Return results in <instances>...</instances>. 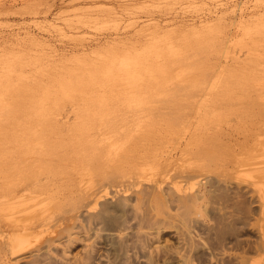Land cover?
<instances>
[{
  "label": "rangeland",
  "instance_id": "1",
  "mask_svg": "<svg viewBox=\"0 0 264 264\" xmlns=\"http://www.w3.org/2000/svg\"><path fill=\"white\" fill-rule=\"evenodd\" d=\"M104 61L101 76L112 82L84 100L59 97L54 76ZM263 64L264 0H0V81L37 77L49 109L28 114L30 134L4 145L46 149L49 138L60 142L79 126L81 137L103 135L99 153L91 147L98 154L110 141L121 148L108 145V165L84 144H69L64 157L44 153L55 167L0 198V229L23 231L26 246L10 253L18 239L0 230V264H264ZM253 69L260 71L248 87L228 81ZM42 110L49 122L38 120ZM52 122L59 132L48 131ZM40 184H49L42 196ZM5 218H13L9 227Z\"/></svg>",
  "mask_w": 264,
  "mask_h": 264
},
{
  "label": "bare ground",
  "instance_id": "2",
  "mask_svg": "<svg viewBox=\"0 0 264 264\" xmlns=\"http://www.w3.org/2000/svg\"><path fill=\"white\" fill-rule=\"evenodd\" d=\"M213 40H215V39H212V41ZM214 42V41H213ZM209 44V43H208ZM213 45H214V43H213ZM206 49V48H205ZM205 49L203 50V51H205ZM208 50H210L209 48H208ZM211 52V51H210ZM213 53V52H212ZM141 55V54H140ZM206 55H208V54H206ZM205 55V56H206ZM105 56V55H104ZM142 56V55H141ZM177 56V55H176ZM143 57V56H142ZM145 58H146V56H145ZM135 58H133V60H134ZM141 59V58H140ZM8 60V59H7ZM88 60V59H87ZM109 60V59H108ZM137 60V59H136ZM136 60H135V62H136ZM10 61L11 60H9V63H10ZM94 61V60H93ZM146 61L147 60H143V62L144 63H146ZM250 63H254L255 61L254 60H248ZM14 62H16V61H14ZM98 61H96V63H97ZM113 62V61H112ZM203 62H204V60L202 61V64H203ZM247 62V61H246ZM256 62H259V61H256ZM81 63V62H80ZM87 63H89V61H87ZM86 63V66H82L81 68H80V70H76V69H74V70H71V69H69V71H67V68H69V67H66V71H67V73L63 76H60L59 78L57 77V76H54V77H56L57 79H55V78H53V86H55L54 85V82L55 81H57V87H58V89H59V97H61V96H65V95H73V96H75V97H81V99L84 97V98H87V91H93V90H95V87H99V88H101V87H103V86H105V85H103V86H99V85H102V84H107L108 85V81H109V83L110 82H112V81H110L111 79H110V77H109V79L110 80H108L107 78L108 77H106V78H103L102 76H101V74H103L105 71H108V64H106V61H104V62H100V64L98 63V64H93L92 62V64H87ZM141 63H142V61H141ZM141 63H139L138 65H142ZM149 63V62H148ZM196 63V62H195ZM206 63H208V61L206 62ZM205 62H204V64H206ZM261 63V62H260ZM260 63H254L255 65L256 64H260ZM20 64V63H19ZM46 64V63H45ZM85 64V63H84ZM105 64V65H104ZM194 64V63H193ZM199 64H200V62H199ZM211 64V63H210ZM109 65H111V63H109ZM112 65H113V63H112ZM119 65V64H118ZM121 65H122V63H121ZM136 65V64H135ZM146 66H147V63L145 64ZM201 65V64H200ZM199 65V66H200ZM212 65V64H211ZM254 65V66H255ZM264 65V64H263ZM10 66V68H12V70H16L14 67H12L11 65H9ZM66 66V65H65ZM64 66V67H65ZM74 66H76V64H74ZM79 66H81V65H79ZM124 66V65H123ZM196 66H198V65H196ZM198 66V67H199ZM208 66H209V64H208ZM212 66H214V65H212ZM257 66V65H256ZM255 66V67H256ZM259 66V65H258ZM257 66V67H258ZM73 67V66H72ZM71 67V68H72ZM113 67V66H112ZM117 67V66H116ZM135 67V66H134ZM138 67V66H137ZM137 67H136V69H137ZM140 67V66H139ZM138 67V68H139ZM203 67V66H202ZM202 67L201 68H196V70H206V69H202ZM207 67V66H206ZM206 67H204V68H206ZM210 67V66H209ZM208 67V68H209ZM231 67V66H230ZM233 67V66H232ZM235 68H233V70L234 69H238V67H236V66H234ZM256 67V68H257ZM261 67V66H260ZM259 67V68H260ZM264 67V66H263ZM124 68V67H123ZM145 68H147V67H145ZM151 68V67H150ZM191 68H193V66L192 67H190V69ZM212 68V67H211ZM210 68V69H211ZM59 69L61 70H63V68H62V66L61 67H59ZM115 69V68H114ZM126 70L128 69V66H127V68H125ZM125 69H123V70H125ZM130 69H131V67H130ZM142 69V68H141ZM148 69V68H147ZM146 69V70H147ZM157 69V68H156ZM195 69V68H194ZM232 69V68H231ZM60 70H59V72H60ZM61 70V71H62ZM132 70H135V68H132ZM138 70V69H137ZM153 70V69H152ZM152 70H149L150 72L152 71ZM158 70H166V67H164L163 66V68L162 67H159L158 68ZM188 70V69H187ZM209 70V69H208ZM229 70H230V68H229ZM239 70V69H238ZM23 71V70H22ZM52 71V70H51ZM57 73H58V68H57ZM56 71H54V72H56ZM127 71H129V70H127ZM139 71V70H138ZM154 71V70H153ZM226 71V70H225ZM258 71H260V70H255V69H253V70H248V73L246 72V73H242V72H237L236 70H235V72H232L231 74H229V80L228 81H230V83L233 85V87L236 85V86H238V87H240V86H245V85H247V87H248V85H250L249 83L252 81L253 82V80H254V83H255V77H253L254 76V74L257 72L258 73ZM19 72H21V71H19ZM113 72V71H112ZM115 72V71H114ZM113 72V73H114ZM117 72V71H116ZM130 72V71H129ZM131 72H134L135 74H137L136 72L137 71H131ZM140 72V71H139ZM138 72V73H139ZM144 72V70L142 71V73ZM146 72V71H145ZM160 72V71H159ZM203 72V71H202ZM222 72V71H221ZM220 72V73H221ZM231 72V71H230ZM229 71H227L226 72V74L227 75H225V76H228V73H230ZM244 72V71H243ZM24 73V72H23ZM56 73V74H57ZM64 74L63 72H60L59 74ZM109 73V72H108ZM107 73V74H108ZM134 73H133V75H134ZM141 73V72H140ZM147 73H148V70H147ZM163 73H165V72H163ZM218 73V72H217ZM55 73H53V75H54ZM107 74L105 73V75L104 76H107ZM207 74V73H206ZM49 75V74H48ZM108 75H110V74H108ZM116 75V74H115ZM203 75V74H202ZM201 75V76H202ZM209 75V74H208ZM32 76H34V75H32ZM37 76V75H36ZM52 76V75H51ZM162 76H164L163 74H162ZM190 76L191 75H189V78H190ZM193 76V75H192ZM191 76V77H192ZM194 76H195V74H194ZM197 76V75H196ZM199 76V75H198ZM197 76V78L199 79V77ZM200 76V77H201ZM220 76V75H219ZM23 75H21V74H18V75H16V76H13V75H10V76H7L6 78H5V80L4 81H0V113H4V115L6 116L5 117V119H4V122H2V123H0V170H2L1 172H3V176L6 178V180L5 181H3L2 183H0V198H2V199H6V198H8V197H10L12 194H13V192H14V190H15V187L18 185V184H21V183H24V182H28V180H29V178H30V176L31 175H33L34 173H36L37 171H42V170H48L49 168H52L53 167V165H54V167H55V163L57 162H55V163H52V159L50 158L49 160H48V158H45V157H43V154L45 153V154H47L48 155V153H52V152H55V150H57L58 151V155L60 156V157H64V154L65 153H67V148L70 146V145H72V146H79V145H83V146H85L84 148L85 149H90L91 147H95L97 144H98V141L99 140H97L98 138L100 139V137L98 136V138L96 139V138H91L90 137V134L89 135H87L86 137H81V136H79L80 134L79 133H76V131L78 130V128H79V126H77V130H76V128L73 130V131H71V132H67L66 134H62V136L63 135H65L63 138H60V139H62L60 142H58L57 141V143L56 142H54L53 143V141H50V138L47 140V142H46V146H48V148H46V149H40V150H35V149H31V146L30 145H28L27 143L26 144H22L20 147L19 146H17V142H16V139L15 138H18V137H23V138H25V137H27L30 133H29V127H30V125H31V123H32V125H34L36 122L35 121H33V120H29L28 118H26L27 116H28V114H30L31 112H35L36 111V109L40 106L41 107V104H42V101L47 97H45V95L43 94V90H42V94L44 95V97H42V94L40 93V91H39V94H40V96H38V94H36V92H37V88H39L38 87V85H40V88L41 87H43V83L42 82H45V80L44 81H42L41 83L42 84H40V83H38V82H40L41 80L40 79H37L36 80V78H35V80H32L30 77H26V79L28 80V81H26L25 82V80H23ZM35 77V76H34ZM50 77V76H49ZM114 77V76H113ZM128 77V76H127ZM161 77V76H160ZM164 77H166V75L164 76ZM163 77V78H164ZM206 76L204 75V78H205ZM38 78H40V77H38ZM45 78V77H44ZM48 78V77H47ZM167 78V77H166ZM166 78H164L165 80H166ZM218 78H220V77H218ZM223 78H224V76H223ZM252 78H253V80H252ZM162 80L163 82H166L165 80ZM38 80H40V81H38ZM113 80V79H112ZM122 80V79H121ZM193 80H195L196 81V79H195V77H194V79ZM224 80H226V78L224 79ZM48 81H49V79H48ZM107 81V82H106ZM117 81H119V83H120V80H117ZM116 81V82H117ZM187 81H188V78H187ZM187 81H185V82H187ZM191 81H192V78H191ZM206 81V80H205ZM49 82H51V81H49ZM114 82H115V80H114ZM125 82V81H124ZM159 82H160V80H159ZM158 82V85H161L160 83ZM46 83H47V81H46ZM191 83V82H190ZM196 83V82H195ZM208 83V82H207ZM215 83V82H214ZM228 84H229V82H227ZM193 84V83H192ZM216 84V83H215ZM215 84H213V85H215ZM220 84H222V83H220ZM226 84V83H225ZM257 84V83H256ZM42 85V86H41ZM44 85H45V83H44ZM52 85V84H51ZM123 85V84H122ZM211 85V84H210ZM224 85V84H223ZM49 85L47 84L46 86H44L45 88H43L44 89V91H46L47 89L48 90H50L49 88H52V87H48ZM116 86V85H115ZM121 86V85H120ZM229 86V85H228ZM235 86V87H236ZM252 86H254V85H252ZM237 87V88H238ZM242 87V88H243ZM250 87V86H249ZM39 88V89H40ZM54 88V87H53ZM253 88V87H252ZM42 89V88H41ZM58 89H57V91L56 92H58ZM105 89V88H104ZM54 89H52L51 91H53ZM99 90V89H98ZM48 92V91H47ZM112 92V91H111ZM51 93V92H50ZM53 93V95L54 94H57V93H54V92H52ZM92 93V92H91ZM94 93H96V91L94 92ZM97 93H98V91H97ZM96 93V94H97ZM107 93V92H106ZM49 93H47V95H48ZM90 94V93H89ZM102 94V93H101ZM52 95V96H53ZM103 95V94H102ZM73 96H71V97H73ZM108 96V95H107ZM94 97L95 98H93V99H95L96 100V102H98V101H104V100H106L107 98H104L105 97V95H104V97H100V95L98 96V95H94ZM56 98V100L58 99V96L57 97H55ZM84 98L82 99V100H84ZM50 100H52L51 99V97H50ZM89 101H92L93 102V100L91 99H88ZM47 101V99L45 100V102ZM88 101V102H89ZM107 101V100H106ZM44 102V101H43ZM96 102L94 101V104H96ZM107 103V102H106ZM130 103V102H129ZM45 104V103H44ZM44 104H42V106H43V109H45V107H46V104L44 105ZM98 104V103H97ZM101 103L99 102V104L98 105H100ZM103 104H104V102H103ZM103 104H101V106L103 105ZM105 106H106V104H105ZM40 107H39V112L37 111V115H40L41 114V110H40ZM48 107V106H47ZM46 107V109H48ZM105 108V107H104ZM35 109V110H34ZM42 109V108H41ZM34 110V111H33ZM49 110V109H48ZM83 111V110H82ZM49 112V111H48ZM47 112V110H45V111H43L42 110V113L45 115V116H42V117H40L39 116V118H38V120H40L41 118L42 119H48L49 117H51V115L50 114H45V113H48ZM40 113V114H39ZM57 114V113H56ZM50 115V116H49ZM48 118H47V117ZM37 117V116H36ZM81 117V116H80ZM88 117V116H87ZM89 119V118H88ZM0 120H2V119H0ZM83 120V119H82ZM45 121V120H44ZM50 121V119H48V122ZM121 121V120H120ZM1 122V121H0ZM54 122H56V121H54ZM54 122H52V123H49L48 124V126H49V129L50 130H48V131H50V132H56V130L58 131V130H60V126H58L59 124H57L56 125V123L55 124H53ZM123 122H124V120H123ZM87 123V122H86ZM114 123V122H113ZM121 123V122H120ZM90 124V123H89ZM109 124L110 125H113L112 123H110L109 122ZM62 125V124H61ZM109 125V126H110ZM116 125H118V124H116ZM124 125V124H123ZM152 125V124H151ZM105 126V125H104ZM108 125H106V127H107ZM108 126V130L107 131H110L109 129H110V127ZM119 126V125H118ZM64 127H67V126H64ZM69 127V126H68ZM83 127V126H82ZM105 127V128H106ZM113 127V126H112ZM59 128V129H58ZM62 128H63V125H62ZM61 128V129H62ZM85 128V127H84ZM83 128V129H84ZM104 128V129H105ZM115 128H116V126H115ZM114 128V130L115 131H111V132H115L116 134H117V130L120 132V130H121V128H123V126L120 128V129H115ZM103 129V130H104ZM76 130V131H75ZM82 130V129H81ZM87 130V129H86ZM149 130V132H151L150 131V129H147V131ZM105 131V130H104ZM122 131H127L126 129L124 130V128L122 129ZM50 132H48V133H50ZM59 132V131H58ZM57 132V133H58ZM78 132V131H77ZM86 132V131H85ZM118 132V133H119ZM63 133V132H62ZM103 133V132H102ZM107 133L108 132H106L105 134L107 135ZM114 133V134H115ZM124 133V132H123ZM59 134H61V133H59ZM79 134V135H78ZM83 134V133H82ZM108 134H113V133H108ZM114 134L112 135L114 138H116L118 135H116V137L114 136ZM120 135L122 134L121 132L119 133ZM126 134V133H125ZM128 134H129V132H128ZM149 134V133H148ZM151 134V133H150ZM24 135H26L25 137H24ZM127 135V134H126ZM126 135H125V137H126ZM108 136V135H107ZM128 137V139H129V135H127ZM96 137V136H95ZM102 137H103V135H102ZM102 137H101V139H102ZM113 137H111V138H113ZM121 137H122V135H121ZM131 138L130 139H133L132 138V136H130ZM134 137V136H133ZM109 138V137H108ZM119 137H117L116 139H114V141H117V139H118ZM127 138H126V140H125V142H127ZM13 139L15 140V142L17 143L16 144V146H14V145H11V146H14V147H9L10 146V144H9V146H5V145H8V143L6 144V142H9L10 143V141H12L13 142ZM68 140L67 142H65V140ZM95 139V140H94ZM100 139V140H101ZM19 140V139H18ZM59 140V139H58ZM119 140V139H118ZM120 140H121V138H120ZM123 140H124V138H123ZM101 141H103V140H101ZM132 141V140H131ZM14 142V143H15ZM19 142V141H18ZM111 142V141H110ZM109 142V143H110ZM121 142V141H120ZM125 142H123V143H125ZM13 143V144H14ZM38 143V142H37ZM50 143V144H49ZM105 143V142H104ZM108 143V142H107ZM108 143V145H110ZM114 143V142H113ZM117 143H119V141L118 142H116V143H114V144H117ZM5 144V145H4ZM48 144V145H47ZM70 144V145H69ZM103 144V143H102ZM113 144V145H114ZM126 144V143H125ZM93 145V146H92ZM106 146L104 147V149H102V151H101V149H100V154H98L99 153V150L97 149V147H98V145L96 146V149L98 150V153H97V151H93L92 149L93 148H91L90 150H89V152L88 151H86V152H88V153H91V154H88V155H90V156H88V157H92V156H94V158H95V155H97L98 154V156H99V158L101 157L102 158V160H101V162L102 161H104V160H107V161H105V163L107 164L109 161H108V149H107V147H108V145L107 144H105ZM112 145V146H113ZM111 146V145H110ZM109 146V147H110ZM112 146H111V148H112ZM121 146H123V145H121ZM124 146H127V145H124ZM100 147H102V145L100 146ZM99 147V148H100ZM119 147V146H118ZM110 148V150H109V152H111V150L114 148H116V150H118L117 149V146H114L112 149ZM125 148V147H124ZM74 149V148H73ZM121 149V148H120ZM119 149V150H120ZM128 149V148H127ZM92 150V151H91ZM124 150V149H123ZM132 150V149H131ZM73 151H75V150H73ZM73 151H71V152H73ZM80 151V150H79ZM77 152L76 151V157H78L77 159H79V157L80 156H78L79 155V153L81 154V153H83V152ZM84 151V150H83ZM114 151V150H113ZM85 152V151H84ZM130 153V152H129ZM30 154V155H29ZM52 154H54V153H52ZM52 154H51V156H52ZM94 154V155H93ZM131 154V153H130ZM32 155H34L33 157H31ZM45 156V155H44ZM50 156V155H49ZM75 156V155H74ZM82 156V155H81ZM85 156V155H84ZM87 156V155H86ZM88 157H82V158H88ZM131 157V156H130ZM76 159V158H75ZM96 159V158H95ZM98 159V158H97ZM51 160V161H50ZM58 163H57V165H58V167H59V165H61V163H60V160L63 162V160L64 159H60L59 157H58ZM80 160V159H79ZM92 163L93 162H95V161H92V160H90ZM89 161V162H90ZM97 161V160H96ZM100 160H98L97 162H98V165H99V162ZM84 162V161H83ZM90 162V163H91ZM65 163V162H64ZM85 163V162H84ZM87 163V162H86ZM91 163V164H92ZM97 164V163H96ZM96 164H94V166H96ZM102 164V163H101ZM100 164V165H101ZM105 164V166H107ZM84 165V171L86 172L87 170H89V171H87L88 173H90V171H91V169H90V167L89 168H87V167H85V164H83ZM93 165V164H92ZM104 165V164H103ZM86 166H87V164H86ZM89 166V165H88ZM102 166V165H101ZM100 166V167H101ZM2 167V168H1ZM99 167V166H98ZM67 168V167H66ZM92 168V167H91ZM63 169V168H62ZM94 169H96L97 170V168L95 167ZM101 169H105L106 170V167L105 168H103V167H101ZM100 169V170H101ZM50 170V169H49ZM93 170V169H92ZM95 170V171H96ZM94 171V170H93ZM104 171V170H103ZM86 172V173H87ZM98 172H99V170H98ZM91 173H93V172H91ZM103 173V172H102ZM57 174V173H56ZM99 174H101V173H99ZM102 176V175H101ZM35 177V176H34ZM46 185H47V187H48V185L49 184H45V187H42L41 186V184H40V196H42L43 194L45 195L46 193H43V189L44 188H46ZM44 186V185H43ZM50 188V187H49ZM51 189V188H50ZM48 191V190H47ZM45 192H46V189H45ZM50 192V191H49ZM52 192V191H51ZM51 192H50V194L49 195H51ZM43 193V194H42ZM47 195H48V193H47ZM46 195V196H47ZM48 197V196H47ZM43 198H45L44 196H43ZM2 199H0V201H2ZM3 202H4V200H3ZM1 203V202H0ZM6 204H9V203H6ZM0 207H1V209L0 210H2V211H4L5 210V208H3L2 206H1V204H0ZM4 209V210H3ZM12 214H15V213H13V211H10ZM4 214V213H3ZM31 217H30V216ZM28 215V219H31V218H34L35 216H33L32 214H29ZM9 216V215H8ZM9 217H11V216H9ZM48 217V219L46 220V218L45 217H41V219H40V223H43V221L44 222H48L49 221V216H47ZM52 217V216H51ZM45 218V219H44ZM10 219V220H9ZM9 219H7V221H6V218H5V222L2 220V222H4V223H7V225H8V227H9V224H8V222L9 221H11L13 218H9ZM26 219V218H25ZM46 220V221H45ZM6 224H5V227L7 226ZM2 227H3V225H2ZM1 228V227H0ZM7 228V227H6ZM5 228V229H6ZM4 229V230H5ZM0 230H2V229H0ZM5 232V231H4ZM8 232V231H7ZM23 231H15V232H11V233H8V235H6V234H4L3 233V230H2V236L5 238V239H11L12 237L13 238H17L18 240H17V242L14 244L16 247L15 248H12L11 249V251H10V253H13L14 255L15 254H19L20 255V253H24V248L26 247V246H24L23 245V241H21V239H22V237H23V233H22ZM52 233V232H51ZM7 255H8V252H7ZM5 256V255H4ZM27 256H25V258H26ZM10 258V257H9ZM9 258H7L8 260H9ZM24 257H22V259H23ZM24 258V259H25ZM4 260H6V259H4ZM3 260V261H4ZM7 260V261H8ZM12 261V260H11ZM19 261V260H18ZM12 263V262H11ZM18 263V262H17ZM52 263V262H51ZM5 264V263H4ZM9 264V263H8ZM13 264V263H12Z\"/></svg>",
  "mask_w": 264,
  "mask_h": 264
}]
</instances>
